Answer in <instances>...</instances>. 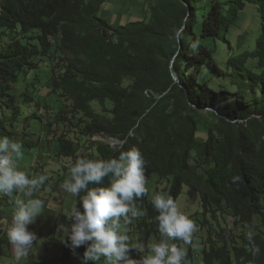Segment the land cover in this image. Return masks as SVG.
Wrapping results in <instances>:
<instances>
[{"label": "trees", "instance_id": "trees-1", "mask_svg": "<svg viewBox=\"0 0 264 264\" xmlns=\"http://www.w3.org/2000/svg\"><path fill=\"white\" fill-rule=\"evenodd\" d=\"M110 3L0 0V135L15 137L20 118L15 86L46 65L48 95H56L63 107L42 122L50 144L39 139L29 151L36 150L41 160L39 150L54 149V158L63 162L50 180L58 178L55 188L70 178L78 158L108 160L138 147L146 185L159 179L156 194L166 192L178 205L187 186L190 199L201 203L194 218L201 222L200 233L206 231L202 264H264V121L252 119L264 118V0H148L147 20L120 26L101 18ZM248 4L257 7L260 32L254 41L239 37L243 51L232 55L231 29ZM217 43L230 51L224 68L211 49ZM215 80L225 85L214 87ZM24 89L25 103L35 102V93ZM149 91L160 99L148 98ZM33 119L44 120L29 116ZM238 121L244 124H234ZM95 138L122 146L114 150ZM109 185L105 177L103 186ZM83 195L72 208L83 210ZM151 200L150 190L136 200L143 215L125 226L140 245L162 238ZM224 215L234 219L233 228L222 225ZM69 221L59 234L63 254L45 264H83L85 247L73 251ZM6 235L0 232V244L9 245ZM173 243L184 249V241ZM196 249L190 244L186 250L187 264H197Z\"/></svg>", "mask_w": 264, "mask_h": 264}, {"label": "clouds", "instance_id": "clouds-1", "mask_svg": "<svg viewBox=\"0 0 264 264\" xmlns=\"http://www.w3.org/2000/svg\"><path fill=\"white\" fill-rule=\"evenodd\" d=\"M209 111L217 114L211 109ZM239 122L243 121L234 124ZM22 147L21 143L7 136L0 137V194L11 197L14 192H22L25 197L15 200L16 209L7 231L17 259L26 256L37 240L28 225L42 213L44 201L32 197L48 179L47 175L30 176L18 168L17 161L23 156ZM145 165L141 150L133 146L121 152L118 158H78L71 167L70 178L61 187L72 196L85 193L80 198L83 210L74 206L70 216L73 220L71 246L74 252L81 246L85 247L83 264L100 261L102 257L107 264H187L186 251L175 243L170 244L169 239L191 243L198 228L166 192L157 193L151 200L158 212L155 220L162 238L149 245L148 255L140 259L130 256L132 248L125 226L131 223V218L143 215L137 210L135 201L148 193ZM105 177L110 178L109 186H103ZM90 184L95 186L90 188Z\"/></svg>", "mask_w": 264, "mask_h": 264}, {"label": "rangeland", "instance_id": "rangeland-1", "mask_svg": "<svg viewBox=\"0 0 264 264\" xmlns=\"http://www.w3.org/2000/svg\"><path fill=\"white\" fill-rule=\"evenodd\" d=\"M147 1L148 0H111L112 4L110 3L104 8L106 11L107 7H109V11L101 13V18L108 21L111 25L114 24L116 26L145 21L150 16L149 11L146 9ZM260 27L261 22L257 7L248 4L245 10L240 13L237 25L233 26L231 29L230 41L233 44V51L231 54L238 55L243 51V49L239 48L237 44L239 37H247L254 41L259 35ZM211 49L215 51V61L221 68H224L230 51L222 43H217L216 45L213 44ZM49 79L50 69L46 65L45 67L42 66L41 69L30 72L27 82L21 80L20 83L15 86L13 92V95L17 97L18 108L20 110V118L16 122L17 130L14 134L15 137L13 140L23 145L21 149L23 156L17 161L18 168L25 171L30 176L34 175L33 171H38L37 175H43V171H45L48 179L40 186L39 190H36L33 193L32 197L40 198L44 201L42 213L35 218L32 224L28 225V229H34H31L30 231H33L36 234L37 240L33 242V246L28 254L20 259L15 257L10 243L9 245L0 244V264H45L49 260H54L56 259L55 257L63 254L65 243L62 244L64 239L59 238V234L66 228L67 224L69 225V212L75 204L76 196L67 193L61 186L59 188L54 187V184L58 180L57 178L55 181L56 175L54 172H57V170L61 168L60 165L63 164V162L59 161L60 159L54 158V149L50 145H47L42 148L41 151H38L41 160H37L36 150L29 151L30 144L39 139H41L43 144L44 142L50 144L52 138L50 135L46 138L43 134V123L45 122V119L53 117L63 107V103L57 99L56 95H48ZM25 85L30 89L31 93H35L34 99L36 98V101L32 104L25 103L24 98H22L23 94L27 93L24 89ZM219 85L225 84L217 80L212 82V86L214 87ZM34 115L39 118L43 117L44 120L33 119L29 121V116ZM0 137L2 136L0 135ZM93 141L108 144L114 150L122 146L120 142L106 138H95ZM38 163H40V166L42 167L41 169L38 168ZM51 177H55V179L50 183ZM43 185H45V188L44 190H41ZM146 187L151 191L152 198H154L159 187L158 177H154ZM188 192L189 188L186 186L184 194L178 202V208L182 213L186 214L195 222L198 231L193 233L191 243L184 242L183 247L185 251L189 249L190 244L197 247L196 250L199 253L196 263L202 264L201 242L203 241V237L206 236V231L200 233V230L202 229L201 222L197 218H194L197 213H201L202 207L199 201H192L190 199ZM16 199H25V197L22 192H14L11 197L0 194V209L4 217L0 222V232L3 231L5 234H7L8 228L11 225L13 213L16 209ZM200 218L203 220L202 215ZM219 220L223 226L234 227V219L229 215L221 216V218L219 217ZM126 229L127 235L129 236V245L132 248L130 256L133 259H140L141 257L146 256L149 245L158 242L157 238H152L148 246H146V244L140 245L138 236L130 233L127 227ZM67 231V229L64 230V235H67ZM56 235L58 238H56L57 241L54 242L53 239ZM61 239L62 242H60ZM5 240H8L7 235ZM66 241L67 239L65 242ZM169 243L171 244V239H169ZM95 263L107 264V261L102 257L100 261Z\"/></svg>", "mask_w": 264, "mask_h": 264}, {"label": "built area", "instance_id": "built-area-1", "mask_svg": "<svg viewBox=\"0 0 264 264\" xmlns=\"http://www.w3.org/2000/svg\"><path fill=\"white\" fill-rule=\"evenodd\" d=\"M145 95L149 98L150 96H152L153 98L159 100L160 98L158 96H156L154 93L152 92H146ZM120 145V144H119Z\"/></svg>", "mask_w": 264, "mask_h": 264}, {"label": "water", "instance_id": "water-1", "mask_svg": "<svg viewBox=\"0 0 264 264\" xmlns=\"http://www.w3.org/2000/svg\"><path fill=\"white\" fill-rule=\"evenodd\" d=\"M174 80H175V82L178 83V80H177L176 78H175ZM252 119H253V120H261V121H264V118L257 117V116H254ZM239 123H244V122H239Z\"/></svg>", "mask_w": 264, "mask_h": 264}]
</instances>
